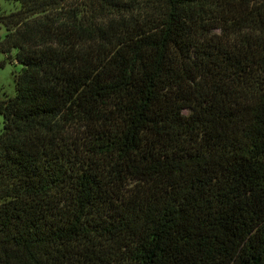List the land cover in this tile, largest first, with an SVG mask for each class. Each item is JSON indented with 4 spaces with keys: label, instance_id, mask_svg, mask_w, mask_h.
Wrapping results in <instances>:
<instances>
[{
    "label": "trees",
    "instance_id": "16d2710c",
    "mask_svg": "<svg viewBox=\"0 0 264 264\" xmlns=\"http://www.w3.org/2000/svg\"><path fill=\"white\" fill-rule=\"evenodd\" d=\"M8 1L0 264H264V0Z\"/></svg>",
    "mask_w": 264,
    "mask_h": 264
},
{
    "label": "rangeland",
    "instance_id": "374dc122",
    "mask_svg": "<svg viewBox=\"0 0 264 264\" xmlns=\"http://www.w3.org/2000/svg\"><path fill=\"white\" fill-rule=\"evenodd\" d=\"M18 7L17 3L8 0H0V16L7 14L10 11L16 10ZM5 33L4 27L0 24V40L3 38ZM14 50L10 51V55L13 56ZM0 61H4L2 67H0V99L11 97L14 94V81L13 75L20 69V65L13 60L6 59L4 55L0 53ZM1 127V117H0Z\"/></svg>",
    "mask_w": 264,
    "mask_h": 264
}]
</instances>
